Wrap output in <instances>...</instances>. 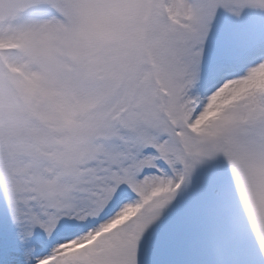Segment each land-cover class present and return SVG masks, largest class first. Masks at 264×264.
<instances>
[{"label":"snow or ice","instance_id":"1","mask_svg":"<svg viewBox=\"0 0 264 264\" xmlns=\"http://www.w3.org/2000/svg\"><path fill=\"white\" fill-rule=\"evenodd\" d=\"M0 264H264V0H0Z\"/></svg>","mask_w":264,"mask_h":264}]
</instances>
